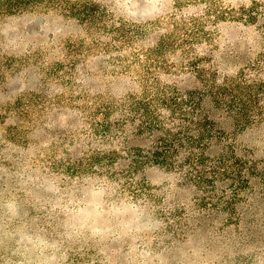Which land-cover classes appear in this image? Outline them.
<instances>
[{"label":"rangeland","instance_id":"1","mask_svg":"<svg viewBox=\"0 0 264 264\" xmlns=\"http://www.w3.org/2000/svg\"><path fill=\"white\" fill-rule=\"evenodd\" d=\"M214 83L252 109L239 124L203 99L258 172L233 206L230 179L208 192L153 163L123 188L80 164L126 155L94 129L130 96ZM0 264H264V0H0Z\"/></svg>","mask_w":264,"mask_h":264},{"label":"trees","instance_id":"2","mask_svg":"<svg viewBox=\"0 0 264 264\" xmlns=\"http://www.w3.org/2000/svg\"><path fill=\"white\" fill-rule=\"evenodd\" d=\"M227 92L226 87H218L214 83L206 93L181 91L175 86H159L154 94L155 99L142 101L130 96V103L121 108V119L107 120L94 129L96 136L102 132L108 139L120 142L127 156L118 151L109 154L97 151L91 163L83 164L79 160L80 164L85 165L84 169H90L91 174L101 173L92 167L95 164L107 167L104 174L110 180H126L123 188L132 185L130 179L134 173L153 163L183 173V176L208 192L217 188V182L230 179L234 183L233 206L239 201L242 183H247L243 177L245 170L253 176H257L258 172L247 167L248 162L237 155L236 146L228 143L230 136L215 127L203 106L204 97L210 96L218 107L227 106L235 110L239 124L252 123V109L246 101L243 100L240 108H237L235 100L230 99L231 93ZM113 108L107 107L109 117ZM163 109L168 111V115L163 113ZM129 129H133L136 138L144 141L145 145H129ZM214 147L220 148V151L210 155L209 151ZM122 161L127 163L121 171H116L114 166Z\"/></svg>","mask_w":264,"mask_h":264}]
</instances>
